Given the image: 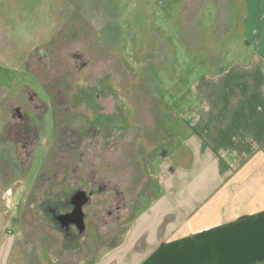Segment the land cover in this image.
Masks as SVG:
<instances>
[{"label":"rangeland","instance_id":"374dc122","mask_svg":"<svg viewBox=\"0 0 264 264\" xmlns=\"http://www.w3.org/2000/svg\"><path fill=\"white\" fill-rule=\"evenodd\" d=\"M152 3L0 0V236L11 218L6 191H15L18 210L19 191L37 180L38 206L85 189L86 242L118 241L181 132L180 103L194 101L193 74L181 84L184 53L190 69L204 71L220 54L215 47L227 48L224 40L244 34L246 23L264 22L258 0ZM159 31L173 44L166 70ZM98 95L112 98L110 112ZM12 106L24 120L12 118Z\"/></svg>","mask_w":264,"mask_h":264},{"label":"crops","instance_id":"0c3cea01","mask_svg":"<svg viewBox=\"0 0 264 264\" xmlns=\"http://www.w3.org/2000/svg\"><path fill=\"white\" fill-rule=\"evenodd\" d=\"M142 1L151 9L152 0ZM258 1L264 14V0ZM245 28L224 40L227 48L215 47L220 54L209 69H190L184 53L181 84L186 89L193 74L194 101L180 103L181 132L118 241L88 244V216L84 235L74 237L78 225L60 216L73 208L62 203L75 190L38 206L36 180L19 191L18 210L15 191L11 206L5 200L11 218L0 236V264H264V22ZM236 29L231 23L226 31ZM156 36L173 45L163 31ZM171 51L168 45L164 70Z\"/></svg>","mask_w":264,"mask_h":264},{"label":"water","instance_id":"95a60500","mask_svg":"<svg viewBox=\"0 0 264 264\" xmlns=\"http://www.w3.org/2000/svg\"><path fill=\"white\" fill-rule=\"evenodd\" d=\"M99 99L98 102L105 108L106 113L110 112L113 108L114 104L112 103L113 100L111 97H107L106 100H102L101 97L98 95ZM111 100V101H110ZM92 201L91 196L87 193V191L83 188L76 189L70 196L69 201L62 203L64 207H68L69 205H72L73 208L67 213L61 214L60 218L63 222V224H70V223H76L78 225V231L75 232L74 237L83 236L86 231V222L85 218L87 217V214L83 211V208L85 205L89 204ZM66 203V204H65ZM46 209L51 211L54 210L51 206H46Z\"/></svg>","mask_w":264,"mask_h":264},{"label":"flooded vegetation","instance_id":"af4514ba","mask_svg":"<svg viewBox=\"0 0 264 264\" xmlns=\"http://www.w3.org/2000/svg\"><path fill=\"white\" fill-rule=\"evenodd\" d=\"M10 108H11L12 118H20L21 120L25 119V114L22 112V110L19 106H12ZM102 111H104V110H102ZM24 146H26V145H24Z\"/></svg>","mask_w":264,"mask_h":264},{"label":"built area","instance_id":"2783aa9c","mask_svg":"<svg viewBox=\"0 0 264 264\" xmlns=\"http://www.w3.org/2000/svg\"><path fill=\"white\" fill-rule=\"evenodd\" d=\"M12 192H13V189L10 188L6 191L5 195H4V199L6 200V204L7 206H11L12 204Z\"/></svg>","mask_w":264,"mask_h":264},{"label":"trees","instance_id":"16d2710c","mask_svg":"<svg viewBox=\"0 0 264 264\" xmlns=\"http://www.w3.org/2000/svg\"><path fill=\"white\" fill-rule=\"evenodd\" d=\"M229 27V24H227V27H226V29Z\"/></svg>","mask_w":264,"mask_h":264}]
</instances>
